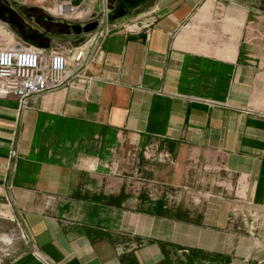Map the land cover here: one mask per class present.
<instances>
[{
    "label": "crops",
    "instance_id": "0c3cea01",
    "mask_svg": "<svg viewBox=\"0 0 264 264\" xmlns=\"http://www.w3.org/2000/svg\"><path fill=\"white\" fill-rule=\"evenodd\" d=\"M113 7L79 76L0 96V207L27 237L3 264H264V10Z\"/></svg>",
    "mask_w": 264,
    "mask_h": 264
},
{
    "label": "built area",
    "instance_id": "2783aa9c",
    "mask_svg": "<svg viewBox=\"0 0 264 264\" xmlns=\"http://www.w3.org/2000/svg\"><path fill=\"white\" fill-rule=\"evenodd\" d=\"M52 3L53 7L47 9L52 18L85 19L83 25L94 22L96 27L83 45L63 51L21 45L0 49V96L16 98L19 108L29 97L65 86L79 76L91 52L100 49L110 28L111 0H52ZM10 157H15L14 151ZM33 256L41 264H52L37 251Z\"/></svg>",
    "mask_w": 264,
    "mask_h": 264
},
{
    "label": "rangeland",
    "instance_id": "374dc122",
    "mask_svg": "<svg viewBox=\"0 0 264 264\" xmlns=\"http://www.w3.org/2000/svg\"><path fill=\"white\" fill-rule=\"evenodd\" d=\"M3 1L11 7V10L8 8L7 13L3 15L4 18L0 17V36H3L5 41L10 43L5 47L21 45L28 48L29 46L41 45L44 48L53 47L63 51L83 45L88 39L90 32L84 33V36H79L80 34L76 35L72 31L73 26H84L85 19L65 21L52 18V14L47 12L48 8L53 7L52 0ZM249 1L253 2L254 8L264 10V0ZM114 3L115 0H111V13L114 9ZM25 11L28 13L26 14ZM10 16L16 20L19 26L10 24L7 19ZM37 18L39 21L36 20ZM21 29L29 31L30 34L20 33ZM60 29H63L61 33L68 36L57 35L55 32ZM26 243V233L20 220L8 209L0 207V264L12 258Z\"/></svg>",
    "mask_w": 264,
    "mask_h": 264
},
{
    "label": "water",
    "instance_id": "95a60500",
    "mask_svg": "<svg viewBox=\"0 0 264 264\" xmlns=\"http://www.w3.org/2000/svg\"><path fill=\"white\" fill-rule=\"evenodd\" d=\"M96 27V24L93 23H87L84 26H73L72 27V31L75 34H80V33H89L90 31H92L94 28ZM63 29L58 30L55 33H60L62 32Z\"/></svg>",
    "mask_w": 264,
    "mask_h": 264
},
{
    "label": "flooded vegetation",
    "instance_id": "af4514ba",
    "mask_svg": "<svg viewBox=\"0 0 264 264\" xmlns=\"http://www.w3.org/2000/svg\"><path fill=\"white\" fill-rule=\"evenodd\" d=\"M4 4H5V3H4ZM8 8L10 9L11 7H9V6L7 5V10H9ZM7 10H6L5 8H3V7H0V14H2V15H3V14H6V13H7V12H6ZM10 10H11V9H10ZM25 13L27 14L28 12L25 11ZM7 19L9 20V22H10L11 25H13V26H19V24L16 22V20H15L12 16L7 17ZM36 20H38V18H37ZM38 21H39V20H38ZM19 32H20V33H24V34H26V35H29V34H30V32H29V31H28V32L25 31V29H24V30L21 29Z\"/></svg>",
    "mask_w": 264,
    "mask_h": 264
},
{
    "label": "trees",
    "instance_id": "16d2710c",
    "mask_svg": "<svg viewBox=\"0 0 264 264\" xmlns=\"http://www.w3.org/2000/svg\"><path fill=\"white\" fill-rule=\"evenodd\" d=\"M4 3H5V2H4L3 0H0V7H3V8H5V9L7 10V4H6V3L4 4ZM3 15H4V14H3ZM3 15L0 14V17H1V18H4Z\"/></svg>",
    "mask_w": 264,
    "mask_h": 264
}]
</instances>
